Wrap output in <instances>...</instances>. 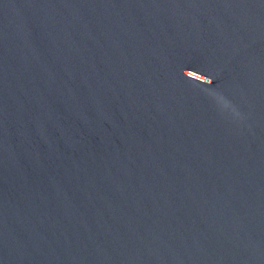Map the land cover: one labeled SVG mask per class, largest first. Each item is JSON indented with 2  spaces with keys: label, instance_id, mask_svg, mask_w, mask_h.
I'll list each match as a JSON object with an SVG mask.
<instances>
[{
  "label": "water",
  "instance_id": "1",
  "mask_svg": "<svg viewBox=\"0 0 264 264\" xmlns=\"http://www.w3.org/2000/svg\"><path fill=\"white\" fill-rule=\"evenodd\" d=\"M0 264H264V0H0Z\"/></svg>",
  "mask_w": 264,
  "mask_h": 264
}]
</instances>
